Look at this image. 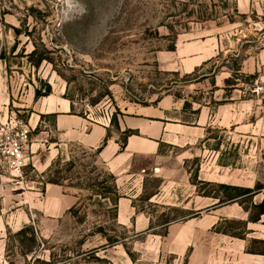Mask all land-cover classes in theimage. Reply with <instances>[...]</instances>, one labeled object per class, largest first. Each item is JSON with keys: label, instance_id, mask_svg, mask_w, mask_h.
Segmentation results:
<instances>
[{"label": "rangeland", "instance_id": "374dc122", "mask_svg": "<svg viewBox=\"0 0 264 264\" xmlns=\"http://www.w3.org/2000/svg\"><path fill=\"white\" fill-rule=\"evenodd\" d=\"M263 33L264 0H0V125L15 114L30 121L34 91L46 84L72 98L75 114L103 122L127 104L170 95L184 125L158 157L137 160L147 169L146 193L162 187L153 201L134 200L147 217L137 226L118 222L112 174L96 151L60 138L52 116L32 133L41 144L26 148L22 175L0 146V264H187L190 254L191 264H264V255L246 256L264 251V215L250 221L264 200V93L256 91L264 66L235 71L264 50ZM210 39L219 53L188 72L183 53ZM41 55L48 59L36 66ZM221 70L232 78L224 92L213 78L197 82ZM221 95L227 100L216 101ZM207 103L211 125L195 128V108ZM46 139L61 146L52 145L44 170L35 156L49 155ZM50 180L62 194L48 190ZM221 184L254 192L227 203L205 196L225 198Z\"/></svg>", "mask_w": 264, "mask_h": 264}, {"label": "crops", "instance_id": "0c3cea01", "mask_svg": "<svg viewBox=\"0 0 264 264\" xmlns=\"http://www.w3.org/2000/svg\"><path fill=\"white\" fill-rule=\"evenodd\" d=\"M179 50L180 47H178L177 51ZM219 51V43L217 40L215 42V39L204 42L203 46L197 43L193 51L187 54L183 53V56H189L187 61L190 63L188 72L194 71L196 68L205 65L208 61L213 59ZM263 66L264 50L258 53L257 56L248 57L247 60L243 59L241 62V71L254 74L257 71L261 72ZM210 75L211 74L206 73L205 80L213 78L214 82L211 83L216 88V92H224L223 84H225L226 79L229 78L230 73L221 70L216 73L214 77ZM235 91L238 90L235 89ZM63 95V89L60 94L56 93L53 89L49 95L35 99L30 121L23 120L16 114L11 117H17V119L21 120L30 130V138L26 148L30 149L35 146L37 149L40 148L39 146L41 143H38L39 139L36 136L33 138L32 133L38 126H41L42 117L52 116L54 118L53 127L57 133H59L60 138L79 142L86 148L96 151L98 160L115 177V183L121 195L118 201V222L123 225L134 223L136 226L141 222L146 223V215L137 212L134 200L142 195H147V200L153 201L154 198L161 193L162 187H160L159 190L146 193L145 178L147 176V169L145 167H138L136 165L137 160L140 156L149 155L156 158L159 155V150L163 143L168 142L174 144L171 141H167V138H171L172 131H180L184 127L179 118L181 116V107L177 106V100H175L173 96L166 95L161 98L157 104L153 105L138 103L125 105L121 110V114H118L119 128L116 129V134H112L107 143L103 145L109 133V129L111 128L110 120L103 122L101 120H93L89 116L86 117L73 114L70 100ZM223 98L221 95V98L217 99L215 97V100H227L226 96ZM231 100L236 101L237 98L231 97ZM226 104L227 103L219 104V111H224L227 106ZM210 108L209 103L203 106V108L200 104L199 107L195 108V111H200L198 117L192 122L195 128H201L200 126L203 125H211L213 113H211ZM34 116L36 118H34ZM126 130H133L135 134L128 136L124 144V142H121L120 137ZM46 141L49 143V155L47 154L44 160H41L38 155L35 156L36 159L39 160L38 162L44 165V170L52 165V145L61 146L59 142H53L47 139ZM101 146H103L101 151L97 152ZM154 171H160V167L156 165ZM137 181L141 183L139 189H137L139 187L138 184H136ZM48 185L49 191L51 190L56 193L60 192L62 194V185L47 183V186ZM64 209H68V206L65 205ZM144 218H146L145 221ZM243 256L244 254L241 255L242 258ZM246 256L247 258H254L255 255L246 253ZM196 257L195 254H190L187 264H191ZM253 263L254 261L248 262V264ZM236 264L243 263L236 262Z\"/></svg>", "mask_w": 264, "mask_h": 264}, {"label": "trees", "instance_id": "16d2710c", "mask_svg": "<svg viewBox=\"0 0 264 264\" xmlns=\"http://www.w3.org/2000/svg\"><path fill=\"white\" fill-rule=\"evenodd\" d=\"M235 10H238L237 8ZM244 16V15H242ZM231 22H234L232 21V19H230ZM14 30H16L17 33L20 32V30L18 28H15L14 27ZM177 37H178V34H176L175 36V39H174V42L173 44L169 47V50H175L176 49V40H177ZM37 53V50L35 49L33 51V54H36ZM45 59H48L46 56L44 55H41L37 61H36V66L40 65L42 63V61H44ZM235 71L237 72V74L241 71V67H238L237 69H235ZM252 77H256V75H251ZM206 78V73H202L200 76H199V79L197 80V82L199 81H202ZM232 78H228L226 79V84H229L230 82H232L231 80ZM233 85V88H236L237 84L236 83H232ZM52 92V88L50 85L46 84L44 85L43 89H36L35 90V99H38L42 96H47L49 95L50 93ZM65 98L71 100V110H72V113H74V103L72 101V98L70 96L67 95V93L65 94L64 96ZM189 103L188 102H185V106H184V109H186L188 107ZM199 111H194V113H198ZM111 124L113 126H115L116 128H119V122H118V115L117 113L113 115V117L111 118ZM132 134H135V132L133 130H126L124 132V138H123V142L125 144L126 142V139L128 136L132 135ZM110 133H108L104 143L106 144L107 141L109 140V137H110ZM103 146H101L97 152L101 151ZM124 147V146H122ZM112 179L114 181V185L112 187V191L115 193V200H114V204H115V208H116V211H117V216H118V201L121 197V195L119 194L118 192V189H117V186H116V183H115V177L112 175ZM50 183H55V184H59L61 185V183H59L58 181H52L50 180L49 181ZM221 187L223 189H225V193H226V197L225 198H222V197H218V196H215V195H212L211 193H206L205 196H209V197H214V198H218L219 199V203H227V202H233V201H236L237 199L239 198H242V197H246V196H249L251 195L254 191L252 188H249V187H240V186H234V185H230V184H221ZM256 208L258 209V216L257 217H254V218H250V221L251 222H258L260 219H261V216L264 215V200L257 204L256 205ZM238 236V235H237ZM262 243H264V240H261ZM251 254H258V255H264V251H247Z\"/></svg>", "mask_w": 264, "mask_h": 264}, {"label": "built area", "instance_id": "2783aa9c", "mask_svg": "<svg viewBox=\"0 0 264 264\" xmlns=\"http://www.w3.org/2000/svg\"><path fill=\"white\" fill-rule=\"evenodd\" d=\"M264 42V33L262 35ZM264 93V85L257 88ZM111 121V118H108ZM30 138V130L17 117L0 125V146H5L3 153L8 159L9 167L15 176L22 175L27 165L26 146Z\"/></svg>", "mask_w": 264, "mask_h": 264}]
</instances>
